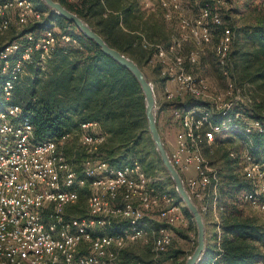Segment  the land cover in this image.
Instances as JSON below:
<instances>
[{
    "label": "built area",
    "instance_id": "obj_1",
    "mask_svg": "<svg viewBox=\"0 0 264 264\" xmlns=\"http://www.w3.org/2000/svg\"><path fill=\"white\" fill-rule=\"evenodd\" d=\"M194 2L198 14L193 17L183 12L179 0L144 2L147 8L159 7L163 19L176 21L183 32L169 45L141 40L162 66L165 79L174 83L166 98L176 104L178 129L168 157L198 209L205 213L211 207L217 221L221 178L205 149L212 152L224 138H235L238 149L228 148V156L249 185L241 197L264 216V162L253 153L259 148L255 137L264 141V124L239 110L252 104L253 91L249 83L231 78L234 30L223 25L220 11L226 2ZM42 16L32 0H0V36L15 30L0 48V99L8 103L0 110V264H135L125 261L122 252L138 241L150 243L159 258L172 242L169 227L186 224L180 203L163 186L165 176L146 173L136 163L111 166L100 153L106 136L97 122L81 123L75 133L84 153L78 171L75 156L64 151L71 135L58 141L36 139L30 118L11 103L28 66L45 72L55 47L78 46L68 33L35 28ZM215 27L220 34L214 42ZM187 41L202 54L212 47L226 78L223 90L212 92L205 78L186 69V60L197 62L200 54H182ZM190 100L200 103L190 106ZM83 188L87 214L67 217V207L78 202ZM154 223L163 226L154 228Z\"/></svg>",
    "mask_w": 264,
    "mask_h": 264
},
{
    "label": "trees",
    "instance_id": "obj_2",
    "mask_svg": "<svg viewBox=\"0 0 264 264\" xmlns=\"http://www.w3.org/2000/svg\"><path fill=\"white\" fill-rule=\"evenodd\" d=\"M58 1L82 18L108 45L131 58L138 66L139 62H144L148 57L150 59L152 55L151 50L143 48L141 40L145 38L148 42L160 43L154 39V32L161 27L158 18L162 16V10L156 11L159 16H155V12L147 14L140 0ZM32 2L43 12L35 28L56 26L60 32L68 33L78 41L76 47H55L45 72L33 65L28 66V75L14 90L11 103L21 106L23 113L30 118L35 138H53L58 141L62 136L70 134L71 138L76 139L75 133L81 123L97 122L106 136L100 153L111 166L131 164L138 158L147 173H152L155 166L165 171L147 130L143 93L131 72L104 54L72 22L47 8L40 0ZM256 2L254 22L244 29L247 30L245 39L250 48L235 58L232 70H239L243 75V83L252 86L251 113L245 114L264 124V0ZM7 33L0 36V42L6 43L14 36L9 37ZM2 46L0 44V48ZM231 54L236 57L238 52L233 51ZM7 104L0 99V110ZM234 141L238 145L237 140ZM255 142L259 148L253 153L264 162V147H261L264 141L258 136ZM229 143L231 140L225 139L214 146L212 152L205 149L209 161L217 165L219 148L227 145L223 156L225 162L218 168L222 184L219 186L220 198L215 202L218 211L215 223L217 231L207 240L198 264H264V226L250 217H244L236 206L238 196L248 190L249 185L244 178L232 174L237 165L228 156ZM146 148L153 156V162L148 164L144 162ZM231 148L238 149V146ZM81 151L82 160L84 153ZM170 192L181 203L175 188ZM82 194L86 198L87 189L80 190L79 200ZM182 211L192 226V216L184 206ZM211 213L210 207L204 217ZM178 253V250H173L166 258H175ZM125 260L129 261L127 258Z\"/></svg>",
    "mask_w": 264,
    "mask_h": 264
},
{
    "label": "rangeland",
    "instance_id": "obj_3",
    "mask_svg": "<svg viewBox=\"0 0 264 264\" xmlns=\"http://www.w3.org/2000/svg\"><path fill=\"white\" fill-rule=\"evenodd\" d=\"M141 3V5L144 6V2ZM181 3V6L183 8V12L186 15L190 16H196L198 14V8H196L197 4H195L194 0H179ZM210 1V0H208ZM257 0H225V5L220 7L221 16L223 20V25L228 26L234 30V38H233V44H232V51L238 52L236 57H232V54L230 56L231 62L237 59L238 56L241 53L247 52L250 48V45L248 41H246L245 32L248 27H250L254 22V17L256 16L257 11H255V4ZM195 7V9L193 8ZM146 12L147 9L150 10V14H153L155 16H159V13L156 12L159 7L154 5L153 8H147L144 6L143 8ZM158 18V17H157ZM158 20L161 21V27L160 29H156L154 32V39L156 41L164 44L169 45L171 43V40L176 37H180L181 34H183L182 30L180 29L178 23L176 21H165L163 17L161 16L158 18ZM57 32H60L58 27H53ZM10 36L15 34L14 27L11 28V30L7 33ZM214 42L217 40L220 29L214 28ZM0 44H5V41H1ZM67 46V45H62ZM199 51V49L193 45L191 42H185L184 45L181 47L182 54L186 55L190 51ZM206 52L202 54L200 52L197 62H189L186 60L185 67L188 71H190L193 75H195L198 78H205L206 81L210 85V90L212 92H218L223 90L226 83V78L222 75L220 68L217 64L216 57L212 51V47H207ZM136 52V50H135ZM137 58V57H136ZM139 66L144 72L146 78L148 81L153 85V89L155 92V98H156V110H155V116H156V124L158 131L160 133V136L162 138V141L164 143V146L166 148V151L168 152L169 149V142L171 139L175 137L176 131L178 129V122L175 120L173 116V110L176 105L172 104H164L165 108L163 110L164 113L161 112V107L159 108V104L157 103V89L161 86V83L165 81L166 77L163 74L162 66L159 64V62L156 59H153L150 56L146 58L144 62H139ZM231 78L234 79L237 83L241 84L244 80H242V73L238 71H235L234 68L232 70ZM256 93V90H255ZM200 103L196 100H190L189 105H194ZM161 106V105H160ZM251 107L250 106H242L239 107V110L251 113ZM233 141V140H232ZM230 146V147H229ZM236 147V143L233 141V143H229L228 148ZM65 152L71 155L75 156V169L80 170V162L81 157L80 154L82 153V149L75 138H70L65 142L64 145ZM219 154L217 155L219 160L216 161L217 167H221L223 163L225 162V152L227 150V145L221 146L219 148ZM148 148L144 150V162L145 164L153 162V156H151L152 153ZM224 156V157H223ZM135 161L131 164H124L122 166L127 165H133V164H139L140 161L138 158L134 159ZM141 166V165H140ZM142 168V166H141ZM155 170L153 172L161 173L164 175L163 180V186L168 191H172L174 188V185L167 175L166 171L161 170L160 168L155 166ZM236 168V167H235ZM143 169V168H142ZM223 169V168H222ZM144 170V169H143ZM146 172V171H145ZM152 172V173H153ZM147 173V172H146ZM150 173V172H148ZM233 175L237 177H241L238 170H233ZM222 184V183H221ZM83 197H80V200L78 201V204L75 206H69L66 209V216L67 217H73V216H85L87 214V207H86V198L85 194H82ZM183 204L180 203V212L183 215V211H181ZM237 208L240 210V213L245 217H250L254 219L258 224H262L264 226V216L258 212L256 209L251 208L241 196H238L237 202H236ZM200 211V210H199ZM201 212V211H200ZM218 215V211L216 212ZM202 217L205 223V239L206 243L207 240L210 238L212 233L215 231V223L217 222L214 218L213 213L208 215V217H204V213H202ZM185 217V215H184ZM186 224L182 227H169L172 232V242L170 246L166 249V252L159 253L158 257L156 258V253L152 250V245L150 243H144L141 241H138L136 243L130 244L123 252H122V258L125 260L127 258L129 261L133 262H144L152 264H185L186 258L192 253L196 246V239H197V229L195 223L190 226L189 220L185 217ZM115 228H120V225L118 223L114 224ZM154 228L158 227V223H154L152 225ZM160 226H163V224ZM159 226V227H160ZM173 250H178V256L175 258H166L168 257V254ZM264 252V248H263ZM264 255V253H263ZM264 259V256H263ZM126 261V260H125Z\"/></svg>",
    "mask_w": 264,
    "mask_h": 264
},
{
    "label": "water",
    "instance_id": "obj_4",
    "mask_svg": "<svg viewBox=\"0 0 264 264\" xmlns=\"http://www.w3.org/2000/svg\"><path fill=\"white\" fill-rule=\"evenodd\" d=\"M40 1L43 2L47 8L60 15L62 18L72 22L85 37L94 41L104 54L108 55L120 65L128 69L138 82L144 96V114L150 139L167 175L174 185L175 191L179 196L181 203L192 216L196 225V246L192 253L186 258L185 264H198L206 248L205 223L201 212L187 193L180 174L172 165L158 131L155 116L156 98L153 85L148 81L142 69L131 58L108 45V43H106V41L77 14L68 10L58 0Z\"/></svg>",
    "mask_w": 264,
    "mask_h": 264
},
{
    "label": "crops",
    "instance_id": "obj_5",
    "mask_svg": "<svg viewBox=\"0 0 264 264\" xmlns=\"http://www.w3.org/2000/svg\"><path fill=\"white\" fill-rule=\"evenodd\" d=\"M143 1L144 0H140V3H143ZM142 8H144L143 5H142ZM193 8L195 9V7H193ZM196 8H198V6H196ZM148 13H150L149 9H147V14ZM173 90H174V83L171 81H168V80L163 81L161 83V86L157 89V97H158L157 103L159 104V108L161 107L160 113H164V111H165V110H163L165 108L164 104H171V101L166 98V91H173ZM98 130H100V128H98ZM225 139L231 140V143H233V141L235 140V138H233V137H227V138H224L223 140H225ZM174 140H175V137L170 140L169 149L173 148ZM236 146H238V145H236ZM218 197L220 198V194H218Z\"/></svg>",
    "mask_w": 264,
    "mask_h": 264
}]
</instances>
